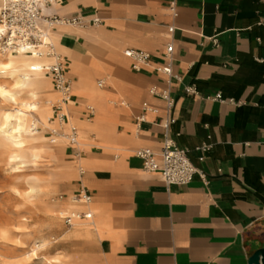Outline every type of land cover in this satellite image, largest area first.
<instances>
[{"label": "crops", "instance_id": "0c3cea01", "mask_svg": "<svg viewBox=\"0 0 264 264\" xmlns=\"http://www.w3.org/2000/svg\"><path fill=\"white\" fill-rule=\"evenodd\" d=\"M53 13L100 20L51 30L72 87L64 127L85 133L64 152L85 165L68 189L91 194L96 264H247L264 247V0H178L175 17L167 0H63ZM170 39L169 134L197 168L184 185L136 155L161 146L165 101L149 89L167 87L155 66ZM127 48L150 65L133 70Z\"/></svg>", "mask_w": 264, "mask_h": 264}, {"label": "rangeland", "instance_id": "374dc122", "mask_svg": "<svg viewBox=\"0 0 264 264\" xmlns=\"http://www.w3.org/2000/svg\"><path fill=\"white\" fill-rule=\"evenodd\" d=\"M17 54L20 53L11 55ZM7 56L0 53V60ZM37 77L44 84L36 100L39 110L33 114L42 121L37 131L40 142L51 148L53 155H43L34 164L21 168L20 164L16 167L8 163V149L0 145V264H96L92 256L96 232L93 206L89 205L91 219L68 227L63 222V213L84 208L71 203L68 197L59 198L61 194H71L69 185L79 178V167L84 169L85 165L65 154L64 139L48 142L43 127L48 125L51 106L58 94L48 75L41 72ZM10 81V78L0 79L3 84L9 85ZM84 136L80 129L81 144ZM30 178L41 184L34 196L27 192Z\"/></svg>", "mask_w": 264, "mask_h": 264}, {"label": "built area", "instance_id": "2783aa9c", "mask_svg": "<svg viewBox=\"0 0 264 264\" xmlns=\"http://www.w3.org/2000/svg\"><path fill=\"white\" fill-rule=\"evenodd\" d=\"M177 1L167 0V7L173 17L177 15ZM62 2L63 0H40L42 7H35V11L31 13L27 23L24 25L28 33H35V35H28L27 40L24 41L32 46V51L25 52L24 54L43 59L47 62L46 70L41 71L39 68L33 70L48 75L52 88L58 94L57 101L51 106L52 113L47 119L48 125L43 127L48 142L53 144L62 138L65 140L66 145L77 149L79 145L78 130L74 126L64 127L66 121V106L71 99V81L66 76L64 60L57 51L56 44L51 37V30L58 25H73L79 27L97 25L100 20L98 18L85 20L82 16L67 18L54 14L53 8ZM173 30L174 27L172 25L167 28L169 35H171ZM9 37H11V42H9ZM20 39L22 38L19 36V33L10 31L3 40H0V53H20L17 51L21 46L19 43ZM123 55L129 59L131 68L135 71H139L151 63L150 53L145 50L127 48L123 51ZM163 58L165 59L164 62L155 66V70L166 77L167 87L157 90L156 87L152 86L149 89L150 93L159 95L165 101V118L160 123L161 146L157 151L150 148H140L136 151V155L143 160L142 168L148 172L159 173L166 185H184L191 181L194 173L197 172V168L188 156L189 150L177 145L169 134L170 125L174 121L170 114L174 105V99L170 96L168 86L174 78L180 80V77L173 73V43L171 39L165 44ZM184 91L190 96L197 95V90L194 85L185 86ZM207 98L218 101H232V99H224L220 92L207 96ZM143 109L157 112V109L149 107L146 103H143ZM88 110L90 114L93 113L92 107H89ZM136 120L138 123L142 122L144 120L143 114L139 115ZM197 148L202 152H206L211 148V145L203 143ZM75 154L77 155L78 152H75ZM202 158L203 156L200 157V159ZM83 171V168L79 167V173H83ZM67 197L71 203L84 209H69L65 211L62 218L66 226L71 227L77 221H88V219L92 218V211L89 209L92 198L85 187H80L70 195H59L60 199Z\"/></svg>", "mask_w": 264, "mask_h": 264}, {"label": "clouds", "instance_id": "9594fccd", "mask_svg": "<svg viewBox=\"0 0 264 264\" xmlns=\"http://www.w3.org/2000/svg\"><path fill=\"white\" fill-rule=\"evenodd\" d=\"M35 7H42L40 0H0V40H3L10 31L19 33L22 39L19 40L21 46L17 51L20 53L32 51V46L24 41L27 40L28 35H35V33H28L24 25L31 13L35 11ZM9 42H11V37H9ZM35 68L44 71L47 69V62L33 61L20 66L11 61L0 62V79L10 78L14 81L11 85L0 84V131L6 130L5 138L12 133H22L23 135L15 137V146L21 149L25 145L36 144L39 140L36 130L41 128V124L30 115L39 110L36 103L37 96L28 91L29 81L32 79L29 72ZM42 151L41 148H31L28 149L27 156H18L16 159L20 161V167L23 168L27 164H34Z\"/></svg>", "mask_w": 264, "mask_h": 264}, {"label": "bare ground", "instance_id": "6f19581e", "mask_svg": "<svg viewBox=\"0 0 264 264\" xmlns=\"http://www.w3.org/2000/svg\"><path fill=\"white\" fill-rule=\"evenodd\" d=\"M11 54L12 53L7 54L8 56L4 60H0V62L7 63V62L11 61L17 66H20L24 63H30L33 61L39 62V63L45 62L43 59H39V58H36V57L28 55V54H23V53H20L17 55H11ZM29 58H31V60H29ZM25 71H28V70L25 69ZM40 73L41 72L34 71V70L29 72L32 79L29 81L30 87L28 88V91L35 93L37 97H38L39 91L42 90L43 84H44L43 81L37 77V75H39ZM13 82L14 81L11 79V81L9 82V85H11ZM0 84H3V83L0 82ZM36 103H37V101H36ZM21 111H23V109H21ZM30 115L37 122H39V123L42 122L39 118H37V119L35 118L33 112ZM43 115H44V113L40 114L41 117H44ZM46 118H48V116H46ZM5 131H0V145L4 146L6 149H8L7 161L9 164L15 165L16 167H18V165L20 164V161L18 159H16V157L27 156L28 155V149H31V148L43 149V151L41 153H39V159L43 155H45L47 157H52V155H53L52 151L53 150L40 142L41 141L40 136H39L38 143L25 145V147L23 149H21V148H17L15 146V144H16L15 137H16V135H23V134L22 133L21 134L12 133V134L7 135V137L5 138ZM27 183H28L27 192L29 194H32V196H34V194H36L41 188L40 182H38V180H36V179L30 178L27 181Z\"/></svg>", "mask_w": 264, "mask_h": 264}, {"label": "water", "instance_id": "95a60500", "mask_svg": "<svg viewBox=\"0 0 264 264\" xmlns=\"http://www.w3.org/2000/svg\"><path fill=\"white\" fill-rule=\"evenodd\" d=\"M247 264H264V247L256 249L248 257Z\"/></svg>", "mask_w": 264, "mask_h": 264}]
</instances>
